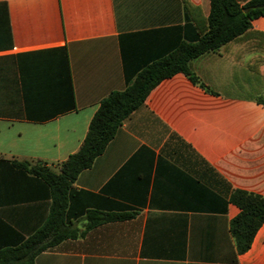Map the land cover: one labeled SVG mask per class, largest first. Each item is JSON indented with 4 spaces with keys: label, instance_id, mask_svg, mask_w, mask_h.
Here are the masks:
<instances>
[{
    "label": "crops",
    "instance_id": "0c3cea01",
    "mask_svg": "<svg viewBox=\"0 0 264 264\" xmlns=\"http://www.w3.org/2000/svg\"><path fill=\"white\" fill-rule=\"evenodd\" d=\"M247 0H242L245 3ZM211 0H0V251L47 220L46 183L102 100L208 30ZM157 85L74 184L84 235L36 264H264V225L239 254L235 190L264 196V17ZM31 167V166H30ZM135 212L87 229V211Z\"/></svg>",
    "mask_w": 264,
    "mask_h": 264
},
{
    "label": "trees",
    "instance_id": "16d2710c",
    "mask_svg": "<svg viewBox=\"0 0 264 264\" xmlns=\"http://www.w3.org/2000/svg\"><path fill=\"white\" fill-rule=\"evenodd\" d=\"M264 17V0H211L208 30L195 39L183 40L169 54L142 68L123 90L104 98L91 120L80 149L56 167L37 161L15 160V166L44 181L50 190L52 206L45 223L22 244L0 251V264H36V257L67 239L85 234L71 220L70 198L79 175L90 169L114 139L124 121L143 106L151 91L166 78L186 74L200 84L190 70L191 60L209 51H216L251 28L252 21ZM31 166V167H30ZM231 201L240 214L231 223V233L239 254L247 252L257 231L264 225V196L235 190ZM135 212L104 213L87 211V229L113 221L134 217Z\"/></svg>",
    "mask_w": 264,
    "mask_h": 264
}]
</instances>
